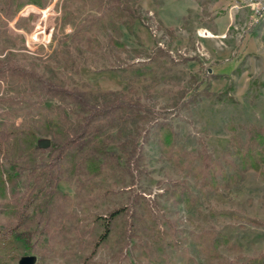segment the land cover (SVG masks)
<instances>
[{"label": "rangeland", "instance_id": "374dc122", "mask_svg": "<svg viewBox=\"0 0 264 264\" xmlns=\"http://www.w3.org/2000/svg\"><path fill=\"white\" fill-rule=\"evenodd\" d=\"M44 1L43 7L26 5L13 19L0 11V36L15 38L0 39V132L11 122L19 126L31 119L40 121L36 108L48 112L61 108L70 121L79 119L72 106L46 93L50 71L64 89L118 92L139 103L147 119L131 135L138 144L134 156L128 159L116 143L111 144L109 149L122 157L118 165L94 180L62 176L54 183L60 198L56 197L58 212L48 229L55 245L30 251L23 239H14L19 260L33 255L34 264H146L141 254L148 239L142 232L123 239L121 230L115 229L96 248L91 234L95 217L117 207L131 210L142 195L157 226L166 232L165 240L179 242L172 248L173 258L181 261V255H188L195 264H249L258 258L264 264V172L250 171L240 185L228 190L206 189L191 208L175 204L166 193L175 182L188 181L195 193L199 190L188 166L178 169L168 160L155 129L157 123L171 127L178 137L175 151L191 155L195 166H200V155L217 163L235 161L227 153L234 138L244 144L251 125L264 128V20H237L219 38L200 30L175 39L161 29L158 19L146 14L143 0H135L129 3L137 13L133 32L121 25L127 50H119L110 43L109 30L97 22L113 0ZM135 24L149 29L151 46L144 47V35L134 30ZM79 30L83 36L77 42ZM125 64L149 69L156 79H122L112 68ZM36 138L37 143L49 138L52 144L51 136ZM11 150L4 143L0 152L7 184L0 199V228L12 223L5 201L20 207L34 187L29 172L20 170L22 156L15 158ZM49 154L46 151L37 162L48 163Z\"/></svg>", "mask_w": 264, "mask_h": 264}, {"label": "trees", "instance_id": "16d2710c", "mask_svg": "<svg viewBox=\"0 0 264 264\" xmlns=\"http://www.w3.org/2000/svg\"><path fill=\"white\" fill-rule=\"evenodd\" d=\"M131 1L135 0H113L112 5L103 10L97 21L109 30L110 43L119 50H127L121 42L123 36L121 25L133 32L134 21L137 18L135 9L129 6ZM28 4L43 7L46 2L0 0V11L8 19H13ZM21 20L19 17L18 26L22 25ZM1 34L0 39L4 42L15 40L9 34ZM82 36L83 31L79 30L74 38L80 42ZM94 41L100 45L96 38ZM132 51L138 53L136 50ZM112 69L122 79L136 80L149 76L154 78L151 70L138 68L134 64ZM50 73L51 79L45 83L46 93L72 106L70 110L77 113L79 119L76 122L70 121L62 113L61 108L56 112L36 108L40 121L31 119L23 121L19 126L11 122L0 132V152L3 144L7 143L15 158L22 156L18 161L22 165L20 170H27L34 183V187L20 207L5 201L12 223L0 228V264H18L19 256L15 253L14 239H23L30 251L48 250L55 245L56 239L49 237L48 229L53 215L58 212L60 198V193L54 191V183L62 176L67 179L77 176L94 180L100 177L105 169L118 165L122 157L109 149L111 144L116 143L128 159L134 156L138 152V144L131 135L133 131H137L140 123L147 119L139 103L126 99L118 92L93 94L64 89L56 73L54 71ZM113 96L116 100L108 99ZM155 129L168 160L178 169L188 166V175H193L195 187L199 190V194L195 193L194 187L188 181L175 182L171 190H166L175 204L191 208L199 202L206 189L228 190L233 185H240L248 172L255 171L259 174L264 172L263 127L251 125L244 144L234 138L232 148L227 153L235 161L217 163L200 155L198 157L200 166H195L191 155L175 151L178 137L171 127L165 123H157ZM38 134L52 137V144L48 149H40L37 146ZM21 149L23 153H20ZM46 151L50 153V161L38 163L39 157ZM6 190L7 184L0 168V199L4 198ZM41 197L43 199L40 201ZM93 224L91 234L95 239L94 248L107 242L115 229L121 230L120 235L123 239L133 238L142 232L148 239V245L141 254V257L147 260L146 264H195L194 259L188 255H181L182 262L178 257L173 258L172 248L178 246L179 242L174 245L171 239L165 240L166 232L157 226L152 208L142 195L138 196L135 208L129 210L128 207H117L107 215L95 217ZM214 245L217 246L218 242H214ZM249 264H262V261L255 258L250 260Z\"/></svg>", "mask_w": 264, "mask_h": 264}, {"label": "crops", "instance_id": "0c3cea01", "mask_svg": "<svg viewBox=\"0 0 264 264\" xmlns=\"http://www.w3.org/2000/svg\"><path fill=\"white\" fill-rule=\"evenodd\" d=\"M248 0H143L146 14L158 19V23L167 35L178 39L181 33L208 31L215 37H221L230 31L233 24L253 22L252 12L247 6ZM134 30L144 35V47L154 42L149 29L135 24Z\"/></svg>", "mask_w": 264, "mask_h": 264}, {"label": "built area", "instance_id": "2783aa9c", "mask_svg": "<svg viewBox=\"0 0 264 264\" xmlns=\"http://www.w3.org/2000/svg\"><path fill=\"white\" fill-rule=\"evenodd\" d=\"M247 6L252 12V20L259 22L264 20V0H248Z\"/></svg>", "mask_w": 264, "mask_h": 264}, {"label": "water", "instance_id": "95a60500", "mask_svg": "<svg viewBox=\"0 0 264 264\" xmlns=\"http://www.w3.org/2000/svg\"><path fill=\"white\" fill-rule=\"evenodd\" d=\"M37 146L40 149H48L51 146V139L45 138L38 141ZM35 263V256L29 255L21 257L19 260V264H34Z\"/></svg>", "mask_w": 264, "mask_h": 264}]
</instances>
